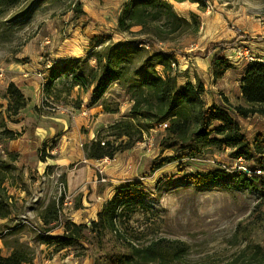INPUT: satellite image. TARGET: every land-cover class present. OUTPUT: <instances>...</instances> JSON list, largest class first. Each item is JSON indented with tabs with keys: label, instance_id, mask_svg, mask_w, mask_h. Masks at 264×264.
Wrapping results in <instances>:
<instances>
[{
	"label": "rangeland",
	"instance_id": "rangeland-1",
	"mask_svg": "<svg viewBox=\"0 0 264 264\" xmlns=\"http://www.w3.org/2000/svg\"><path fill=\"white\" fill-rule=\"evenodd\" d=\"M127 1L19 0L11 6L0 0V203L7 212L5 218L0 217L1 255L22 248L36 259L35 264L111 263L128 253V244L119 243L110 233L98 239L85 232L87 242L61 250L56 239L62 235L65 221L88 226L97 220V213L116 188L139 184L133 191L142 193L148 208L132 217L125 227V238L137 246L158 240L178 242L183 251L177 258L151 264H264V191L259 186L241 188L237 180L202 187L185 182L187 175L213 170L264 176L254 162L237 159L233 150L224 148H208L194 158L160 152L166 134L162 124L167 122L150 126L142 133V142L110 161L90 162L85 158V146L99 136L103 142L115 140L114 132L107 130L109 124L95 128L91 119L78 117L92 102L95 86L75 87L66 96L62 89L70 81L63 80L66 86L57 88L61 90L59 99L45 98L43 85L51 67L73 65L74 73L83 72L89 79L90 72L100 71L97 57L101 66L108 60L130 59L128 74L112 80L90 107L105 104L117 110L118 121L131 120L133 102L126 90L132 83L131 74L140 69L146 54L134 53L139 37L116 32V19ZM202 1L203 6L189 2L180 6L168 0L176 14L187 13L188 21L195 19L199 31L153 43L144 48L145 52L167 55L173 51L175 65L170 64V69L174 75L183 59L205 58L212 49L242 68L248 62L238 54L247 51L257 59L264 57V0ZM229 43L235 46L227 47ZM155 70L161 74L163 67L155 65ZM238 73L231 74V83L239 79ZM10 83L31 100L17 116L9 118L6 89ZM238 92L235 86L229 92L230 109L246 106L239 102ZM218 96L223 101V90ZM31 101L34 106H29ZM230 109L249 143L258 136L264 140V116L256 114L243 120ZM59 116L67 121V134L56 128L42 142L30 138L33 144L28 145L27 134L31 137L39 121L57 125L46 117ZM116 141L125 142L126 138ZM164 160L169 163L156 169ZM52 201H57L58 221L48 226L53 228L47 232L41 216Z\"/></svg>",
	"mask_w": 264,
	"mask_h": 264
},
{
	"label": "trees",
	"instance_id": "trees-1",
	"mask_svg": "<svg viewBox=\"0 0 264 264\" xmlns=\"http://www.w3.org/2000/svg\"><path fill=\"white\" fill-rule=\"evenodd\" d=\"M6 2L12 6L19 0H6ZM174 2L204 5L202 0H174ZM133 29L137 31H132ZM198 31L197 21L195 19L188 21L179 17L168 0H128L123 5L116 19V32L139 37L140 39L135 42L137 44L134 53L146 54L140 69L131 74L132 83L126 90L129 100L133 102L129 111L132 118L117 121L107 128L109 132H114V141L103 142L99 136L97 140L85 146L84 153L87 160L109 159L110 161L117 154L128 151L136 143L142 142V133L151 128L150 126L167 122L166 134L159 145L160 152L172 151L175 154H183L180 158H194L208 148L230 149L237 159L254 162L258 170L264 173V140L258 136L252 143L248 142L237 121L228 112L230 108L227 99H223L225 106L206 105L202 100L205 90L200 81L196 80L195 85L187 82L181 87L177 86V76L172 74L170 69V64L174 63L173 51L167 55L163 53L149 55L145 52L144 48H148L153 43H164L173 38L196 35ZM228 46L235 45L229 43ZM96 60L100 71L90 72L89 79L83 75V72L74 73L76 67L73 65L62 64L60 67H51L50 75L43 85L45 98L57 101L61 92L57 88L59 85L66 86L63 82L65 80L70 81L68 86L62 89L66 96H70L75 87L85 89L95 86L92 102H97L112 80H120L128 74L129 64L132 63L130 59H121L114 63L108 60L106 65L101 66V60L98 57ZM155 65L163 67L161 74L155 70ZM211 68L215 82L224 77L233 66L217 53L212 59ZM240 91L246 106H236L230 110L243 120L256 114L264 116V63L247 64L241 78ZM6 95L9 118L17 116L28 105L29 99H26L13 83L7 86ZM101 107L104 113L117 114V110H112L105 104H101ZM76 108L79 109V105ZM122 137L126 138L125 142L116 141ZM40 158V162H44L45 158ZM166 163L169 161L164 160V163L156 169ZM185 178V182L195 187L224 180H237L241 188L259 186V190L264 191V176L254 173L231 175L226 170H213L187 175ZM139 187V184H134L116 188L106 205L97 213V220L91 221L88 226L70 221L62 223V235L56 239L58 250L80 241L87 242L85 232L98 239H103L107 233H110L119 243L128 244L126 247L128 253L106 264H151L179 257L183 251L178 242L158 240L145 246H137L125 238V227L132 217L136 213L147 211L148 208L142 199V193L133 191ZM6 216L7 212L0 203V217ZM41 217L45 227L55 224L58 221L57 201L49 202ZM52 228L48 227L47 232ZM177 246L180 249L174 250ZM0 264H32V256L22 248L14 249L6 256L1 255L0 252Z\"/></svg>",
	"mask_w": 264,
	"mask_h": 264
},
{
	"label": "crops",
	"instance_id": "crops-1",
	"mask_svg": "<svg viewBox=\"0 0 264 264\" xmlns=\"http://www.w3.org/2000/svg\"><path fill=\"white\" fill-rule=\"evenodd\" d=\"M181 4H184V3H177V5H180V6H181ZM191 5H194V4H191ZM177 15L181 18L188 20L187 19V16H188L187 13L180 12ZM217 50L218 49H212L211 51H208L207 56L205 58H202V59L201 58H190V59H187V61H186V59H183L182 65H180L179 70L175 73V75L177 76V79H176L177 80V86L181 87L187 82H190L193 85H195L196 80L200 81L203 85L204 90H205L203 95H202V100L204 103H207L208 106H210L213 103H214V105L216 104L218 106L224 105L223 101H220V96H218V92H220L222 90H223L224 98L227 99V101L230 104L231 98L229 97V95H230L229 92H230V90L232 91L234 89V86H235L237 88V91H239L237 93V98L239 99V102H241L242 98H241V93H240L241 92L240 91V82H241V78H242V75H243L246 67H244V68L238 67V64H233L229 61V63H231V65L233 66V69L227 71L224 74V77H222L221 79L214 82L213 77H212L211 62H212V59H213L214 55L216 54ZM233 51L235 53V50H233ZM223 52L226 54V49ZM236 58H238V56ZM224 59L228 61L227 55H224ZM237 72H240V73H238L239 79L235 83H231V81H229L231 74L237 73ZM27 99L31 100V96L28 94H27ZM91 101H93V98L91 99ZM91 103L89 105H87V107L84 109V111L83 110L81 111L82 112L81 115L82 114H84V115L78 116L79 119L85 120L86 119L85 117H87L88 120L91 119V125L95 128H96V126H101V125H106V124L112 125L113 123H115L119 120L117 114L104 113L103 110L102 111L100 110L102 108L101 105H100V107H92V106L90 107ZM34 105H35V103H33L32 101H31V103H29V106H34ZM92 114H95V115L97 114V117H95V118L92 117L91 116ZM90 116H91V118H90ZM46 118L51 119L52 121L58 122L57 125H54L53 123L51 125L50 121H48V120H42L39 122L37 121L38 126H37V128L35 127L33 132H31V137H29V134H27L28 135V140H27L28 145L33 144L32 141L30 140V138L33 137L34 140H38L39 142H42V140H44L46 137L52 136V134L54 133V130L56 128H58L60 130V132H62V133H66L68 131L67 121L65 120L64 117L59 116L57 118H52V117H46ZM66 134H64L65 137H66ZM89 161L91 162L92 160H89ZM94 162H98V161H94ZM109 174H111V173H109ZM82 182H83V179L81 180V183ZM112 195H111V197H112ZM90 198H93V196H91ZM84 203L87 205H90L86 201H84ZM35 260L36 259H32L33 264H35Z\"/></svg>",
	"mask_w": 264,
	"mask_h": 264
},
{
	"label": "built area",
	"instance_id": "built-area-1",
	"mask_svg": "<svg viewBox=\"0 0 264 264\" xmlns=\"http://www.w3.org/2000/svg\"><path fill=\"white\" fill-rule=\"evenodd\" d=\"M238 56H244V58L246 59V61L248 62V64H249V63H264V57H262L261 60H260V59H257L256 57L249 56L247 51H245V53H240V54H238ZM171 65L174 67L175 64H174V63H171ZM1 77H2V73L0 72V78H1ZM162 126H163L164 128L167 127L166 124H162ZM101 144H103V143H101ZM103 181H104V180H102V182H103Z\"/></svg>",
	"mask_w": 264,
	"mask_h": 264
}]
</instances>
